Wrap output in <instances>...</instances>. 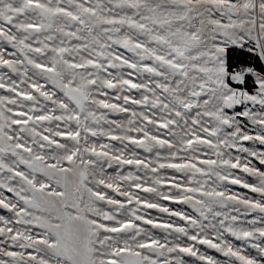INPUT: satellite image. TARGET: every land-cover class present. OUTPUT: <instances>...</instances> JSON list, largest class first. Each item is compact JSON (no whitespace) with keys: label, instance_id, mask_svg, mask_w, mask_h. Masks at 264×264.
I'll return each instance as SVG.
<instances>
[{"label":"snow or ice","instance_id":"1","mask_svg":"<svg viewBox=\"0 0 264 264\" xmlns=\"http://www.w3.org/2000/svg\"><path fill=\"white\" fill-rule=\"evenodd\" d=\"M231 48L264 62V0H0V264H264V71Z\"/></svg>","mask_w":264,"mask_h":264},{"label":"rangeland","instance_id":"2","mask_svg":"<svg viewBox=\"0 0 264 264\" xmlns=\"http://www.w3.org/2000/svg\"><path fill=\"white\" fill-rule=\"evenodd\" d=\"M75 43V42H73ZM8 47V50L11 51V47L10 46H7ZM120 51L124 52L125 55H131V53L129 52H126L125 50L123 49H120ZM0 71H6V69H2L0 68ZM124 71H128L127 69H125ZM13 79H16V76L13 74ZM145 79H147V77H145ZM41 82L43 83V80H41ZM49 88H51V85H48ZM0 94H4L3 90H0ZM241 109L240 108H237V111H240ZM126 117L124 114H109L108 116V119H111V120H124ZM246 124L248 123L246 120L244 121ZM115 146H119L118 142H114ZM245 146L246 147H250V148H254L255 150H259V151H264V146L258 144V143H253L251 141H248V142H245ZM139 154L141 156H150L151 154H148L146 152H144L143 150H138ZM236 154V153H234ZM252 163L255 164L258 168H260L262 171H264V165H261L259 163V161L255 160L253 158L252 160ZM106 171L108 174H114L116 171H118V168L117 166H113L112 168L110 169H107L106 168ZM167 174L169 175H172L174 174L173 170H168ZM237 174L238 175H241L243 176L249 183H256V178L255 177H251L245 173H242L240 172L239 170H237ZM231 188V191H234V192H238L242 195H246V196H253L255 198H259L257 194H254L252 193L249 189H245L243 188L242 186L240 185H231L230 186ZM167 204H169L170 207L172 208H179V209H182L183 211L185 212H188L190 214H193V215H196L195 211L191 208V206L189 205H178V204H171L170 202H165ZM151 216H160L161 214L159 212H157L155 209H152V210H149ZM0 215H9V213L6 212V210H2L0 209ZM252 217L251 216H248L247 219H251ZM175 219V218H173ZM147 227H150V226H147ZM154 233L157 235V236H163V233L160 231V230H153ZM174 237H169V239H173ZM229 239L231 240V242L233 244H235L236 246H243V247H246L247 248V251L249 253H251L252 255H255V250L254 249H251L250 247H247L243 241H239V240H236L235 238H231L229 237ZM198 247L200 248V251L201 252H205L209 255H212L215 259L221 261V262H224L227 258L222 254V253H219L217 251H215L214 249H209L206 245H198ZM185 261V264H200L199 261H197V259L195 257H191L187 254H184L183 257H182Z\"/></svg>","mask_w":264,"mask_h":264},{"label":"trees","instance_id":"3","mask_svg":"<svg viewBox=\"0 0 264 264\" xmlns=\"http://www.w3.org/2000/svg\"><path fill=\"white\" fill-rule=\"evenodd\" d=\"M229 62L232 65L236 64H245L251 65L257 68L258 70L264 71V62L256 57L253 54L248 53L247 51L231 48L228 52ZM249 86H251V78H249Z\"/></svg>","mask_w":264,"mask_h":264}]
</instances>
